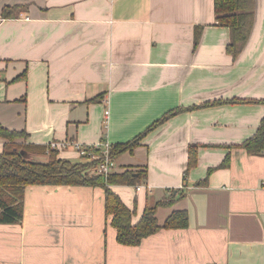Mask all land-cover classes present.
Returning <instances> with one entry per match:
<instances>
[{
  "label": "crops",
  "instance_id": "0c3cea01",
  "mask_svg": "<svg viewBox=\"0 0 264 264\" xmlns=\"http://www.w3.org/2000/svg\"><path fill=\"white\" fill-rule=\"evenodd\" d=\"M254 12L234 57L213 0H0V124L47 151L54 140L126 142L176 106L264 98V0ZM217 102L158 123L111 171L145 172L110 184L135 208L132 222L148 201L172 200L157 205L159 223L185 209L187 226L121 244L104 186L31 183L21 219L0 222V264H264V153L239 146L264 104ZM193 143L197 162L184 176ZM56 150L86 161L71 146Z\"/></svg>",
  "mask_w": 264,
  "mask_h": 264
},
{
  "label": "trees",
  "instance_id": "16d2710c",
  "mask_svg": "<svg viewBox=\"0 0 264 264\" xmlns=\"http://www.w3.org/2000/svg\"><path fill=\"white\" fill-rule=\"evenodd\" d=\"M214 12L217 22L230 29L231 39L226 48L235 57L243 49L254 21L255 0H213ZM10 7L3 8L2 15L9 16ZM202 27L195 30L194 43L199 42ZM217 101L245 102L255 101L264 104V98H240L232 97L225 100L207 101L199 105L213 104ZM218 103V102H217ZM199 105L176 106L154 120L143 131L126 142L112 143L110 154L116 158L125 150L132 151L138 140L153 129L158 123L169 116L184 109L194 108ZM0 136L5 138L0 149V222L18 221L22 217V200L24 187L31 183H78L100 184L105 189V209L110 215V224L116 228V238L121 244L136 245L141 239L161 227H185L188 222V213L185 209L173 210L162 224L156 216V207L159 204L170 203L172 200H159L147 202L141 216L136 222H132L134 207H128L116 193L110 184L125 183L134 184L145 177V172L124 170L122 172H110L105 178L102 174L87 173L85 170L94 166L98 160L72 162L67 158L58 156L57 148L33 142L18 141V138H26L24 129H9L0 124ZM250 153H264V114L255 132L240 142ZM197 144L188 147V163L184 176L191 166L197 162ZM46 151V152H45ZM48 153L46 161L32 160L30 154ZM224 159L222 161L225 162Z\"/></svg>",
  "mask_w": 264,
  "mask_h": 264
},
{
  "label": "built area",
  "instance_id": "2783aa9c",
  "mask_svg": "<svg viewBox=\"0 0 264 264\" xmlns=\"http://www.w3.org/2000/svg\"><path fill=\"white\" fill-rule=\"evenodd\" d=\"M109 120V108L106 106L104 110V126L107 125ZM67 146L73 147L80 157L86 161L97 159L98 162L91 167V169L98 174H102L104 178L115 168L116 158L110 154L112 142L108 139H101L99 141L85 144L75 139H65L50 141L49 147L52 148H65ZM139 188V185H137Z\"/></svg>",
  "mask_w": 264,
  "mask_h": 264
},
{
  "label": "rangeland",
  "instance_id": "374dc122",
  "mask_svg": "<svg viewBox=\"0 0 264 264\" xmlns=\"http://www.w3.org/2000/svg\"><path fill=\"white\" fill-rule=\"evenodd\" d=\"M87 173H92L93 172V170L90 168V169H86L85 170Z\"/></svg>",
  "mask_w": 264,
  "mask_h": 264
}]
</instances>
